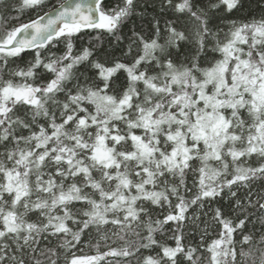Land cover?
Wrapping results in <instances>:
<instances>
[{"label":"snow or ice","instance_id":"1","mask_svg":"<svg viewBox=\"0 0 264 264\" xmlns=\"http://www.w3.org/2000/svg\"><path fill=\"white\" fill-rule=\"evenodd\" d=\"M0 264H264V0H0Z\"/></svg>","mask_w":264,"mask_h":264},{"label":"trees","instance_id":"2","mask_svg":"<svg viewBox=\"0 0 264 264\" xmlns=\"http://www.w3.org/2000/svg\"><path fill=\"white\" fill-rule=\"evenodd\" d=\"M54 2H57V0H54Z\"/></svg>","mask_w":264,"mask_h":264}]
</instances>
